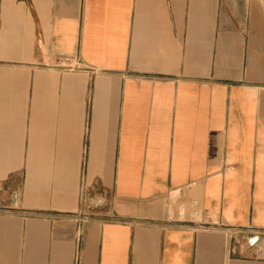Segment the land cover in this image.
Segmentation results:
<instances>
[{"label":"crops","instance_id":"1","mask_svg":"<svg viewBox=\"0 0 264 264\" xmlns=\"http://www.w3.org/2000/svg\"><path fill=\"white\" fill-rule=\"evenodd\" d=\"M0 264H264V0H0Z\"/></svg>","mask_w":264,"mask_h":264},{"label":"built area","instance_id":"2","mask_svg":"<svg viewBox=\"0 0 264 264\" xmlns=\"http://www.w3.org/2000/svg\"><path fill=\"white\" fill-rule=\"evenodd\" d=\"M65 61L62 64H67L69 59H64ZM80 203H81V213H79L78 222H79V229L81 230V227L83 223L89 218L88 214H86L84 211L89 206V194L85 186H83L81 191V197H80Z\"/></svg>","mask_w":264,"mask_h":264}]
</instances>
